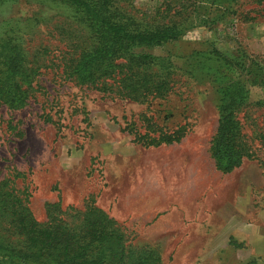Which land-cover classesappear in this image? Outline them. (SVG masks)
<instances>
[{"label": "rangeland", "instance_id": "1", "mask_svg": "<svg viewBox=\"0 0 264 264\" xmlns=\"http://www.w3.org/2000/svg\"><path fill=\"white\" fill-rule=\"evenodd\" d=\"M113 1L136 21L188 27L180 40L151 50L169 61L172 92L147 103L75 83L62 72L72 53L69 39L77 33L65 12L37 1L5 3L0 21H19L28 64L37 72L24 107L0 105V177L20 173L16 187L29 192L37 220L46 219L50 203L77 209L93 203L129 242L148 247L165 264H263L264 84L246 83L248 100L235 118L250 155L224 173L209 151L218 119L213 75L220 67L202 65L213 69L208 77L199 67L190 76L187 66L196 54L204 60L210 46L226 54L239 51L262 67L251 76L259 80L264 0L212 6L209 23L201 20L202 8L190 6L192 0ZM220 71L228 78L246 76L236 68ZM150 114L162 130L181 126L185 136L156 147L135 142L129 129L143 132L149 127L143 116Z\"/></svg>", "mask_w": 264, "mask_h": 264}, {"label": "trees", "instance_id": "2", "mask_svg": "<svg viewBox=\"0 0 264 264\" xmlns=\"http://www.w3.org/2000/svg\"><path fill=\"white\" fill-rule=\"evenodd\" d=\"M17 1L20 0H0V7ZM21 1L54 5L65 12L67 24L75 27L73 31L76 29L77 33L69 39L72 53L65 59L62 70L66 78L100 93L117 92L147 103L166 99L172 92L169 61L151 50L180 40L188 27L179 23L150 25L136 21L117 10L113 0ZM231 2L192 0L190 6L202 8L201 20L209 23L214 21L207 15L210 7H225ZM197 20L200 21L199 17ZM0 22V105L18 110L32 96L37 71L28 64L19 21ZM206 53L204 60L196 54L194 64L187 66L190 76L199 67L209 77L213 69L202 66L208 62L220 68L225 66L226 70H242L246 75L241 72L240 76L228 78L226 71L219 72L220 68L213 75L218 119L209 151L215 167L227 173L250 155L241 141L243 134L235 110L248 100L249 79L251 84H264V75L259 80L256 75L251 81V76L262 67L242 52L226 54L210 46ZM143 117V123L149 127L143 132L135 127L129 129L133 140L143 146L168 145L185 136L181 126L166 131L151 123L152 114ZM20 176L16 172L0 177V264H165L148 247L129 242L117 222L93 203L83 209L63 207L59 201L50 203L45 207L46 219L37 220L29 207V192L16 187L15 179Z\"/></svg>", "mask_w": 264, "mask_h": 264}]
</instances>
